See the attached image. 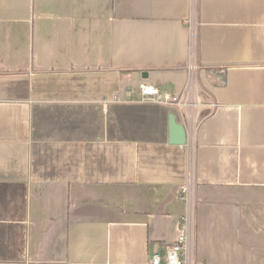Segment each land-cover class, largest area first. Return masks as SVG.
<instances>
[{"label":"crops","instance_id":"0c3cea01","mask_svg":"<svg viewBox=\"0 0 264 264\" xmlns=\"http://www.w3.org/2000/svg\"><path fill=\"white\" fill-rule=\"evenodd\" d=\"M194 5L0 0V264H149L188 214L196 263L264 264V0ZM191 18L176 146L139 86L182 93Z\"/></svg>","mask_w":264,"mask_h":264},{"label":"built area","instance_id":"2783aa9c","mask_svg":"<svg viewBox=\"0 0 264 264\" xmlns=\"http://www.w3.org/2000/svg\"><path fill=\"white\" fill-rule=\"evenodd\" d=\"M196 0H193V5ZM195 7V5H194ZM190 29V56L187 63V81L181 94L170 95L162 94L158 88L141 84L139 91L142 101H149L154 104H162L172 107L179 115L180 123L184 126L187 140L193 136L197 130L199 123V110L203 106L198 92L197 84V60L196 46L197 34L194 20L189 19ZM210 107L215 108V103H211ZM187 142V141H186ZM186 145V144H185ZM181 199L189 202V188L182 190ZM189 214L183 218V230L180 235L170 243L163 256L153 255L149 264H198L193 259V225Z\"/></svg>","mask_w":264,"mask_h":264},{"label":"water","instance_id":"95a60500","mask_svg":"<svg viewBox=\"0 0 264 264\" xmlns=\"http://www.w3.org/2000/svg\"><path fill=\"white\" fill-rule=\"evenodd\" d=\"M187 136L184 126L175 118V115L169 116V143L176 146H185Z\"/></svg>","mask_w":264,"mask_h":264}]
</instances>
